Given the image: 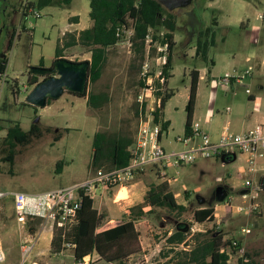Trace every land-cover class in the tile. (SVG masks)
<instances>
[{"label": "rangeland", "instance_id": "rangeland-1", "mask_svg": "<svg viewBox=\"0 0 264 264\" xmlns=\"http://www.w3.org/2000/svg\"><path fill=\"white\" fill-rule=\"evenodd\" d=\"M29 1L34 0H0V58L7 55L9 59L0 84V191L7 193L45 191L89 177L96 170L90 162L93 135L97 130L116 132L133 140L137 134L139 114L135 103L140 67L131 66L134 55L126 41L108 48L101 78L87 85L91 91L109 93L110 100L102 108H91L86 97L68 91L43 107L27 101L33 87L28 80L30 66L40 65L41 59L46 63L54 57L58 38L69 23L68 17L79 12L85 16L86 22V11L90 9L89 0H71L69 4L62 2V5L35 7L41 14L36 17L24 12ZM172 12L176 16L177 28L173 68L168 83V92H173V96L168 100L163 116L170 121L162 135L166 151L186 149L180 140L185 137V105L191 70L198 68L203 74L193 121H199L206 132H212L210 127L221 132L226 126L229 131L235 132L234 120L225 114L232 95H240L246 100L249 90L264 94V66H261L264 58V18L259 17L260 13L264 16V0H192L188 6ZM14 28L17 29L16 36L11 49H8ZM207 28L214 31V45L209 49V60L203 61L195 56V45L199 31ZM159 34L162 35V31ZM155 43L158 46L160 39ZM151 49L156 54V48L153 50L151 46ZM253 49L257 50L258 57L250 60L248 55ZM63 55L74 61L90 60L91 57L89 48L80 44L65 48ZM245 69L253 71L252 77L243 78V83L250 85L232 87L230 83L221 81L226 72H242ZM39 78L42 80L44 76ZM220 113H224L222 118L212 120ZM14 122H19L24 130L36 122L43 135L34 138L28 145L18 146L11 164L2 159L1 146L7 128ZM59 132L61 139L54 142V136ZM200 140L198 135L190 137L189 146L196 145ZM233 153L234 157L230 160L225 157H198L191 163L169 164L167 173L171 189L177 202L186 204L188 210L177 214L166 207L150 211V207L145 206L147 212L136 221L141 231L142 250L119 263L97 259L91 264H165L168 258L164 255L169 249L166 235L182 227L190 236L214 223L218 232L224 233L226 238L237 239L241 244L237 252L227 248L230 264H236L245 251L252 255L254 264H264V184L262 182L260 191L253 189L246 196L241 193L246 188L245 180L252 178L257 183L262 172H251L238 149H233ZM60 160L64 163L61 172H57ZM146 168L144 181L147 184L160 181L153 165ZM219 188L222 189L218 195ZM223 192H227L226 196L219 200ZM251 194L256 195L253 202L259 203L258 210L248 214L232 211V205L246 203ZM104 195L103 204L97 196L94 200L101 211H106V220L101 228L114 226L125 217L124 213L130 207L144 202L143 196L140 201L133 199L131 205L124 206V201H113L112 190ZM202 206L215 208L214 221L199 223L193 219V210ZM39 226V220H30L25 226L17 223L11 196L0 201V235L6 252L3 264H21V244L27 242ZM52 234L49 228L42 231L25 264H73L70 249L61 252L51 250L49 240ZM181 247L179 245L175 249Z\"/></svg>", "mask_w": 264, "mask_h": 264}, {"label": "trees", "instance_id": "trees-1", "mask_svg": "<svg viewBox=\"0 0 264 264\" xmlns=\"http://www.w3.org/2000/svg\"><path fill=\"white\" fill-rule=\"evenodd\" d=\"M62 2L69 4L70 0H34L29 1L28 6L42 8L53 4L62 5ZM89 6V16L93 25L79 33L66 32L62 42L57 41L55 59L64 57L65 48L77 44L88 47L91 57L87 85L88 83H95L102 76L108 48L116 45L119 41L116 34L117 27H132L134 32L131 40L134 57L131 66L138 65V68L140 67L145 57L146 40L151 34L149 44L152 45L160 39V43L168 45L169 53L164 65V72L167 77H171L173 49L176 45L174 36L177 28L176 16L172 11L166 9L157 0H89ZM16 31V28L12 31L8 49H11L13 45ZM161 31L162 35L159 34ZM212 45H214V31L211 28L199 31L195 45V56L203 61H208V53ZM8 62L7 55L0 58V84ZM211 64H213L212 61ZM40 65L44 66L42 62ZM40 76L29 71L30 85L39 82ZM190 76L188 100L185 105L184 134L186 137L193 136L191 124L197 102L199 70H191ZM74 94L86 97L87 105L94 109L102 108L110 100L108 92H94L88 87L84 93ZM172 96L173 92H165L155 113L157 120H163L164 130H167L170 125V121L163 118L164 109ZM51 100L48 98L46 104H49ZM135 107L136 112H138L137 103H135ZM35 113H37V108ZM42 135L43 131L37 123H33L28 130H24L19 122L12 123L7 128L6 136L2 141V159L13 164L18 151L17 147L28 145L34 138H40ZM60 139L61 132L54 136V142ZM133 143L132 137L116 132L109 133L97 130L92 140L91 167L112 169L127 165L131 157L129 148ZM63 163V160L57 163V172H61ZM157 177L160 181L149 185L144 195V202L130 207L125 213V217L112 227L101 228L105 223L106 214L94 206L93 199L84 197L82 206L78 211L77 223L71 230L65 235L60 229L54 230L50 242L51 250L60 252L64 248V242H72L75 244L73 249L75 260L96 252L99 256L98 260L104 259L108 262H120L140 252L142 250L141 231L138 229L136 221L147 212L145 206H149L150 211L156 207H166L177 214H182L188 210L186 204L177 202L170 182L160 176ZM226 208L229 209V206ZM214 212L213 206H202L193 210V219L199 223L214 221ZM217 227L214 223L208 229L197 231L190 236L181 227V229L166 235V243L169 249L164 255L168 258L165 264H230V252L227 248H230L232 252H237L240 250L241 244L235 238H226L224 233L218 232ZM179 245L182 247L175 249ZM236 264H254L252 255L245 251L238 258Z\"/></svg>", "mask_w": 264, "mask_h": 264}, {"label": "built area", "instance_id": "built-area-1", "mask_svg": "<svg viewBox=\"0 0 264 264\" xmlns=\"http://www.w3.org/2000/svg\"><path fill=\"white\" fill-rule=\"evenodd\" d=\"M28 6V5H25ZM31 6L25 8L24 12L41 16L40 12ZM263 15H260L262 17ZM116 34L119 41L125 43L129 51H133L131 37L132 27H117ZM151 34L147 37V42ZM117 43V44H118ZM147 43L145 57L140 65L138 79L139 91L136 95L138 104V125L134 143L130 146L129 163L123 167L112 169L96 168L95 172L82 181L75 182L68 186H61L39 192L14 191L7 193L0 191V201L5 197L13 198V208L17 223L21 226L27 225L30 220H39L40 226L33 231V236L27 242L21 244L23 260L25 264L28 255L32 252L35 243L38 241L42 231L49 228L52 233L55 229H60L65 235L77 223L78 211L82 206L84 197L95 200L96 196L101 199L107 191H117L126 188L140 175L144 174L148 165H153L156 169V176L164 180L170 179L167 173V166L179 165L193 162L196 158H218L233 159V149H238L244 157V161L249 164V170L254 173L262 172L260 181L255 183L254 179L245 180V192L242 195L252 193V190H262L264 184V120L257 123L252 129L246 132H232L225 127L216 138L206 132L198 121L191 124L192 135H198L201 140L194 146H189L190 137H184L180 142L186 149H172L166 151L162 144L164 133L163 120L156 119V111L165 92H168L169 77L164 72V65L169 53L166 43ZM151 46L156 54L152 52ZM253 71L245 69L242 72L225 73L221 81L229 84L231 78L234 83H241L243 78L251 76ZM165 120V119H164ZM261 161V163H260ZM175 180V177L173 178ZM169 181V180H168ZM263 182V184H262ZM255 194H251V199L244 204L231 206L236 213L248 214L253 210H258L259 203L253 202ZM114 202H120L113 198ZM53 235V234H52ZM64 249L72 251L73 264H91L98 259L95 252L82 259H74L73 249L75 244L64 242ZM60 251V252H61ZM6 260V252L0 235V264ZM31 264H38L31 262Z\"/></svg>", "mask_w": 264, "mask_h": 264}, {"label": "crops", "instance_id": "crops-1", "mask_svg": "<svg viewBox=\"0 0 264 264\" xmlns=\"http://www.w3.org/2000/svg\"><path fill=\"white\" fill-rule=\"evenodd\" d=\"M89 11H90V9L86 11V14H87L86 22H84V18H85L84 15H81L79 12L72 13V15H70L68 17L69 23L67 25V28H65L61 32V34H60V36L58 38V41L60 40V42H62L66 32L79 33L81 30H83L85 28H88V27H91L93 25V21H92V19L89 16ZM83 14H84V12H83ZM260 15H263V13H260L259 17H260ZM260 18H264V16H262ZM241 23H242V25H244L245 21L242 20ZM174 38H175V41H176V36H174ZM248 57H249L250 60L256 59L258 57L257 50L256 49L251 50L249 55H248ZM54 59H55V56L52 57L50 60H47L46 63L43 61V59H41L40 63L42 62L44 64V66H50ZM261 66H264V58L261 60ZM196 69H198V68H196ZM198 70H199V73H200V79H199V82H200V80L203 78V74H202L200 69H198ZM252 75L251 76H247L246 78L252 77ZM199 82H198V87H199ZM230 84H231L232 87H234V85H237V84L239 86L240 85H246V86L250 85L249 83L248 84L243 83V80L241 81V83H234V78H231ZM197 95H198V91H197ZM164 111H165V109H164ZM194 113H195V111H194ZM225 114L228 117H232V119L234 120V129H235L234 131L235 132H246V131L252 129L257 123H260V122H262L264 120V94L258 93V92L257 93L251 92L249 90L246 100H244L240 95H237V94L232 95L230 97L229 106H227V110H226ZM222 116H224V113L216 114L212 118V120L216 121L217 119L222 118ZM193 117H194V115H193ZM228 123L231 125L232 122L229 120ZM226 127H228V126H226ZM202 128H203V126H202ZM210 129L212 130V132L211 133L208 132V133L213 138H216L219 135L220 131L216 130L215 128L212 129V127H210ZM145 174H146V171H145L144 174L138 176L133 181V183L129 186V191L126 188H124V187L120 188L117 191H112V194H113V197H115V200L118 201L119 199H125V200H123L125 202L124 206L131 205L133 203L132 202L133 199L140 201V199L143 198L144 194L146 193L147 189L149 188V185L151 183H153V182H149L147 184L144 181ZM170 184H171V182H170ZM104 196L105 195H103V197ZM103 197L100 199V203H102ZM94 206L99 211H101L100 208L95 205V201H94ZM124 206H123L122 210L125 209ZM101 212H104V211H101ZM104 213L106 214V211ZM51 239H52V235H51ZM51 239L49 240V243L51 242Z\"/></svg>", "mask_w": 264, "mask_h": 264}, {"label": "water", "instance_id": "water-1", "mask_svg": "<svg viewBox=\"0 0 264 264\" xmlns=\"http://www.w3.org/2000/svg\"><path fill=\"white\" fill-rule=\"evenodd\" d=\"M157 1L169 11L186 7L192 2V0ZM89 67V60L74 61L65 57L55 59L52 66H30L29 71L31 73L44 76V78L33 85L27 95V101L37 107H43L46 105L48 98L57 99L65 91L72 93H84L87 89ZM37 121L38 118H36V122ZM226 160L230 159L227 158ZM222 188L218 189V195L220 194L219 192ZM244 192L245 190L241 191V193ZM226 193L227 192H223V195L219 198V200H223Z\"/></svg>", "mask_w": 264, "mask_h": 264}, {"label": "flooded vegetation", "instance_id": "flooded-vegetation-1", "mask_svg": "<svg viewBox=\"0 0 264 264\" xmlns=\"http://www.w3.org/2000/svg\"><path fill=\"white\" fill-rule=\"evenodd\" d=\"M50 66H51V65H50ZM49 74H51V73H49ZM49 74H48V75H49Z\"/></svg>", "mask_w": 264, "mask_h": 264}]
</instances>
